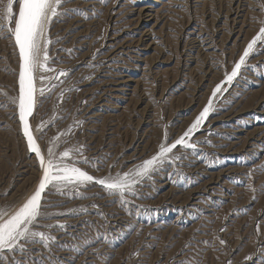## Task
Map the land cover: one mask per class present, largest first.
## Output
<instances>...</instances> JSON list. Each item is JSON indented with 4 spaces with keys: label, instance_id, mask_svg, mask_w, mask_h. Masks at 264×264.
Instances as JSON below:
<instances>
[{
    "label": "rangeland",
    "instance_id": "rangeland-1",
    "mask_svg": "<svg viewBox=\"0 0 264 264\" xmlns=\"http://www.w3.org/2000/svg\"><path fill=\"white\" fill-rule=\"evenodd\" d=\"M57 12L51 70L34 73L28 118L46 159L54 142L67 164L115 177L157 154L165 135L179 138L210 99L213 110L186 138L194 148L177 146L170 156L180 159L123 197L95 181L50 185L32 227L49 239L19 241L24 250L0 252V264H264V41L226 82L264 28V0H62ZM9 28L0 29L4 220L43 174L19 118Z\"/></svg>",
    "mask_w": 264,
    "mask_h": 264
},
{
    "label": "snow or ice",
    "instance_id": "snow-or-ice-1",
    "mask_svg": "<svg viewBox=\"0 0 264 264\" xmlns=\"http://www.w3.org/2000/svg\"><path fill=\"white\" fill-rule=\"evenodd\" d=\"M14 3L18 4V14L16 15H14ZM61 3L62 0H7V3L0 10V20L4 21V23H0V29L14 22V28H9V30L14 35L20 56L19 118L23 135L27 138L28 148L38 158L43 173L35 192L30 198L7 220L0 217V252L4 250L14 251L17 247L23 251L24 245L19 244L21 240L27 241L35 237L45 241L49 239L43 232L33 231L32 227L38 224V220L42 216V194L50 185L60 190V188L69 184L79 185L95 181L108 190L109 193H119L123 197L126 191H133L135 184L140 179L150 178V173L156 171L166 161L180 159L175 155L170 156L177 146L194 148L195 146L189 143L186 138H190L202 126L203 121L213 110V103L210 99L208 105L179 138L169 144L167 143V135H165V142L159 145L157 154L142 161L141 164L128 172L118 173L115 177L107 176L97 179L81 168L76 167L75 164H67L63 158L69 156V151H64L58 157L54 151V142L53 147H49L47 150L46 159L37 143V138L33 134L28 118L32 115L34 108V73L39 70H51L46 67L49 59L47 45L50 43L46 33L52 17L58 15L57 8ZM257 41H264V28H261L260 33L248 44L231 74L226 76L227 83H231L236 77ZM61 75H66V73L62 72ZM220 91L221 86L217 85L213 91V97ZM42 93L43 90H41ZM40 130L37 127L36 131ZM76 151H79V149Z\"/></svg>",
    "mask_w": 264,
    "mask_h": 264
},
{
    "label": "bare ground",
    "instance_id": "bare-ground-1",
    "mask_svg": "<svg viewBox=\"0 0 264 264\" xmlns=\"http://www.w3.org/2000/svg\"><path fill=\"white\" fill-rule=\"evenodd\" d=\"M146 16V15H145ZM148 16V15H147Z\"/></svg>",
    "mask_w": 264,
    "mask_h": 264
}]
</instances>
